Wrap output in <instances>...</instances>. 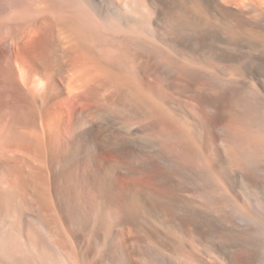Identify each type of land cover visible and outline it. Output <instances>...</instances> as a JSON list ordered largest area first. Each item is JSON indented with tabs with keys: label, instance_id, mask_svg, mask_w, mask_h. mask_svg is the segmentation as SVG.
Masks as SVG:
<instances>
[{
	"label": "bare ground",
	"instance_id": "obj_1",
	"mask_svg": "<svg viewBox=\"0 0 264 264\" xmlns=\"http://www.w3.org/2000/svg\"><path fill=\"white\" fill-rule=\"evenodd\" d=\"M0 264H264L255 0H0Z\"/></svg>",
	"mask_w": 264,
	"mask_h": 264
},
{
	"label": "rangeland",
	"instance_id": "obj_2",
	"mask_svg": "<svg viewBox=\"0 0 264 264\" xmlns=\"http://www.w3.org/2000/svg\"><path fill=\"white\" fill-rule=\"evenodd\" d=\"M255 2H256V5H257L258 7H260V9H261L262 11H264V0H255ZM190 4H191V6L193 5V3H190ZM192 7H194V6H192ZM192 7H189V8L192 10V12H193V11L195 12L197 9L195 8L196 10H194V8H192ZM191 10H190V11H191ZM194 12H193V13H194ZM198 12H199V14H201V13H200V10H199V11L197 10V13H198ZM201 12H202V11H201ZM215 12H216V11H215ZM215 12L213 11L212 13L214 14ZM193 13H191V14H193ZM206 14H207V13H206ZM213 14H212V15H213ZM201 15L204 16V17L206 16L207 18H208V16H211V15H209V14H208V16H207V15H205L204 13H202ZM215 15L217 16V12H216V14H214V16H215ZM204 17H200L201 19H199V20H202L201 22H205V24H208L209 21H207V20H210V19H206V17H205V19H202V18H204ZM209 18H211V17H209ZM204 20H206L207 22L204 21ZM144 53H145V54H144ZM143 55H144L145 57H144ZM149 56H150L151 58H150ZM142 57H143V58H142ZM147 57H149V58L147 59ZM139 58H140V59L142 58L141 60L139 59V61H140L141 65H144L143 68L146 70V72L149 70V71L147 72L148 74L145 73V76L148 78L149 73H151L153 67L155 66V63H156V62H155V59L152 58V56H151L150 54L148 55L146 52H142V54L140 55ZM144 58H145V59H144ZM143 59H144V60H143ZM149 59H153L152 62H151ZM142 60H143V61H142ZM145 60H146V61H145ZM149 61H150L151 64H149ZM145 62H146V63H145ZM143 63H144V64H143ZM153 64H154V65H153ZM230 69H231V70H230ZM230 69H229V70L233 72V67H232V68L230 67ZM235 70H236V69L234 68V72H235ZM150 78H152L151 75H149V79H150ZM158 83H159V82H156L155 84L160 85V84H158ZM193 87H194V86H193ZM188 99H189V97L186 96L185 101L188 100ZM188 102L190 103V101L188 100L187 102H185V104H186V105L189 104ZM228 113H229V112L224 113L223 118H222V121H221V123L223 122L222 124H226V123H228L229 120L231 119V117H230L231 115H229L230 113H229V114H228ZM186 114H187V113H186ZM186 117L189 118V121H190V119H191V122H190V123L193 124V122H192L193 119L190 118L189 116H186ZM180 118H181V117H180ZM181 119H182V118H181ZM183 119H185V118H183ZM227 119H228V121H227ZM183 121H185V122H183V123H186V125L189 123L187 119H186V120H183ZM192 124H191V125H187V126H188V127H192ZM187 126H186V127H187ZM186 129H187V128H186ZM189 129H190V128H189Z\"/></svg>",
	"mask_w": 264,
	"mask_h": 264
}]
</instances>
